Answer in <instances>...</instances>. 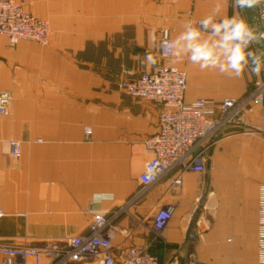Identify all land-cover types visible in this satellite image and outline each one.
Masks as SVG:
<instances>
[{
  "label": "crops",
  "instance_id": "obj_1",
  "mask_svg": "<svg viewBox=\"0 0 264 264\" xmlns=\"http://www.w3.org/2000/svg\"><path fill=\"white\" fill-rule=\"evenodd\" d=\"M18 1L49 20L52 36L48 45L12 46L0 35V93L13 97L10 114L0 116V245L60 244L88 233L90 208L111 213L131 201L115 222V254L137 246L159 264H262L264 102L246 113L245 126L218 135L207 170L176 167L140 191L153 157L144 141L158 131L162 105L121 89L123 80L161 65V30L174 39L186 21L217 5L219 17H242L239 8L231 13L230 0ZM171 64L186 72L187 103L243 98L264 76L201 71L186 58ZM10 140L21 143L19 157L10 154ZM178 176L181 184H172ZM96 192L114 199L93 205ZM170 205L171 220L156 231L155 213Z\"/></svg>",
  "mask_w": 264,
  "mask_h": 264
},
{
  "label": "built area",
  "instance_id": "obj_2",
  "mask_svg": "<svg viewBox=\"0 0 264 264\" xmlns=\"http://www.w3.org/2000/svg\"><path fill=\"white\" fill-rule=\"evenodd\" d=\"M261 31H264V5H257ZM0 35L7 37L14 46L22 40L48 45L52 27L47 19L38 17L25 9L18 0H0ZM172 40L168 29L160 32L159 55L162 59L153 72H143L122 81V91L133 98L156 101L162 105L158 131L145 139L144 146L153 157L139 177L140 191L147 190L176 167L184 171L202 173L206 170L204 154L213 147L218 135L229 128L246 125V113L255 104L264 102V76L243 98L230 97L221 102L199 98L191 103L185 101L186 72L172 66V57L165 56L161 44ZM7 93L9 102L0 105V116L10 114L13 97ZM90 134L91 129L87 128ZM10 154L20 156L21 143L10 140ZM201 149L202 155L197 153ZM152 167L154 178L147 179V168ZM181 176L172 181L181 184ZM128 203L111 213L96 212L92 216L88 233L67 237L60 244L28 246L0 245V264H159L156 256L142 247L130 246L114 253L115 222ZM175 207L159 209L153 218V228L163 230L171 220ZM165 214L163 217L161 214ZM3 212H0V217ZM260 262L264 264V189L260 197ZM176 264V263H169ZM188 264H204L191 260ZM236 264V263H233Z\"/></svg>",
  "mask_w": 264,
  "mask_h": 264
},
{
  "label": "clouds",
  "instance_id": "obj_3",
  "mask_svg": "<svg viewBox=\"0 0 264 264\" xmlns=\"http://www.w3.org/2000/svg\"><path fill=\"white\" fill-rule=\"evenodd\" d=\"M264 5V0H233L238 8ZM219 5L198 22L186 21L183 31L174 39L161 44L163 54L172 58H186L201 71L217 70L220 74L239 78L246 70L259 77L264 72V52L250 50V45L264 41V31L258 32L239 13L219 17ZM9 102L7 93L0 94V105ZM154 178L152 167L147 168V179ZM114 199L112 192L93 193L91 204L102 205ZM102 212L103 209H95ZM165 214H161L163 217Z\"/></svg>",
  "mask_w": 264,
  "mask_h": 264
},
{
  "label": "water",
  "instance_id": "obj_4",
  "mask_svg": "<svg viewBox=\"0 0 264 264\" xmlns=\"http://www.w3.org/2000/svg\"><path fill=\"white\" fill-rule=\"evenodd\" d=\"M239 11L241 12L242 14V18L246 20V22H248V24L250 26H253L256 28V30L258 32H261V27L259 25V22H258V13L257 11L254 9V8H239ZM251 49L252 51H261V52H264V41L258 43V44H253L251 45ZM211 148L207 149L206 151V154H204V161H205V167H206V170L209 168V152H210ZM197 153H200L202 155V150L199 149L197 151ZM205 198L206 197H203L202 200H201V205H203L205 203ZM193 229L190 230V235H193Z\"/></svg>",
  "mask_w": 264,
  "mask_h": 264
},
{
  "label": "rangeland",
  "instance_id": "obj_5",
  "mask_svg": "<svg viewBox=\"0 0 264 264\" xmlns=\"http://www.w3.org/2000/svg\"><path fill=\"white\" fill-rule=\"evenodd\" d=\"M230 8H231V9H230V12H231V13H232V11H233V8H236V7L233 6V0H230ZM235 12H236V9H235ZM48 21H49V20H48ZM250 50H251V48H250ZM257 80H258V79L254 80V81H257ZM258 81H259V80H258ZM258 81H257V82H258ZM253 83H254V82H253Z\"/></svg>",
  "mask_w": 264,
  "mask_h": 264
}]
</instances>
